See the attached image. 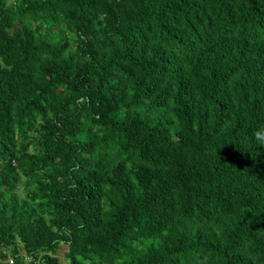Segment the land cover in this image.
<instances>
[{
  "label": "trees",
  "instance_id": "trees-1",
  "mask_svg": "<svg viewBox=\"0 0 264 264\" xmlns=\"http://www.w3.org/2000/svg\"><path fill=\"white\" fill-rule=\"evenodd\" d=\"M261 130L264 0H0V264H264Z\"/></svg>",
  "mask_w": 264,
  "mask_h": 264
},
{
  "label": "built area",
  "instance_id": "built-area-1",
  "mask_svg": "<svg viewBox=\"0 0 264 264\" xmlns=\"http://www.w3.org/2000/svg\"><path fill=\"white\" fill-rule=\"evenodd\" d=\"M24 258V263L23 264H38V259L34 258L33 256L26 255V254H21ZM8 264H14L15 263V257L13 255H10L8 257Z\"/></svg>",
  "mask_w": 264,
  "mask_h": 264
},
{
  "label": "rangeland",
  "instance_id": "rangeland-1",
  "mask_svg": "<svg viewBox=\"0 0 264 264\" xmlns=\"http://www.w3.org/2000/svg\"><path fill=\"white\" fill-rule=\"evenodd\" d=\"M66 248H67V246L65 245V244H63V243H61L60 245H59V249L57 250V252H56V255L60 258V260L64 263V261H65V258H64V252H65V250H66ZM10 255H7V257L5 258V259H2V261H4V262H8V257H9Z\"/></svg>",
  "mask_w": 264,
  "mask_h": 264
},
{
  "label": "clouds",
  "instance_id": "clouds-1",
  "mask_svg": "<svg viewBox=\"0 0 264 264\" xmlns=\"http://www.w3.org/2000/svg\"><path fill=\"white\" fill-rule=\"evenodd\" d=\"M255 138L259 143L264 144V130L256 131Z\"/></svg>",
  "mask_w": 264,
  "mask_h": 264
}]
</instances>
